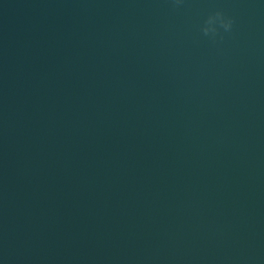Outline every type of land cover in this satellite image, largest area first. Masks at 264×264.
I'll return each mask as SVG.
<instances>
[{"label":"water","instance_id":"obj_1","mask_svg":"<svg viewBox=\"0 0 264 264\" xmlns=\"http://www.w3.org/2000/svg\"><path fill=\"white\" fill-rule=\"evenodd\" d=\"M0 264H264V0H0Z\"/></svg>","mask_w":264,"mask_h":264}]
</instances>
